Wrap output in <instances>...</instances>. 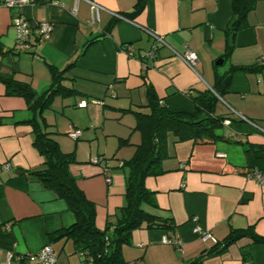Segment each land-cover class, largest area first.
Here are the masks:
<instances>
[{"label":"crops","instance_id":"0c3cea01","mask_svg":"<svg viewBox=\"0 0 264 264\" xmlns=\"http://www.w3.org/2000/svg\"><path fill=\"white\" fill-rule=\"evenodd\" d=\"M92 1L104 7L93 25L87 22L91 12L86 0H34L23 6L33 25L44 21L52 26L40 43L33 27L30 48L24 52L14 48L12 17L17 10L0 6V77L28 83L40 94L51 85L55 71H62L60 85L68 92L57 94L37 119L62 150L57 132L82 131L74 140L69 172L95 203L96 227L116 224L126 204V158L120 152L131 153L140 142L131 138L135 113L148 112V87L162 104L192 110L191 96L221 81L224 89L214 115L230 123L215 130L220 138L199 144L169 134L162 172L145 179L157 205L151 211L170 218L174 230L135 229L122 254L127 264H186L201 255L204 264H264V242L244 235L219 250L194 231L198 225L219 242L231 230L250 226L264 236V182L251 177L253 172L264 177V67L233 70L264 63V0H257L248 14V25L236 34L227 58L222 55L232 0ZM139 1L142 10L126 17ZM153 33L169 46L155 41ZM125 44L132 45L131 55L122 50ZM154 46V59L145 57ZM186 47L197 54L195 69L175 53ZM81 102L86 106H79ZM32 116L26 99L10 93L0 80V264L7 251L34 253L46 244L54 248L55 264H81L83 257L72 240L49 238L69 227L74 214L28 174L43 160L33 145ZM101 155L103 161H91ZM173 235L181 240V249L162 241Z\"/></svg>","mask_w":264,"mask_h":264},{"label":"trees","instance_id":"16d2710c","mask_svg":"<svg viewBox=\"0 0 264 264\" xmlns=\"http://www.w3.org/2000/svg\"><path fill=\"white\" fill-rule=\"evenodd\" d=\"M256 2L257 0L231 1L232 12L225 27L223 58L231 55L236 34L248 25V14L254 10ZM142 8L143 1H139L135 9L125 16L131 18ZM262 67L264 63L235 67L233 70H258ZM61 78L62 71H55L49 88L37 94L28 83L13 82L0 77V80L8 85L10 93L26 99L33 113L28 122L32 126L33 145L43 160L39 168L29 171L28 174L52 190L58 198H62L74 214V222L69 227L49 234V238L65 237L72 240L76 251L90 255L93 264H127L122 247L130 242L133 230L161 228L169 232L175 228L170 218L151 211L156 209L157 205L152 191L145 186L146 177L162 172L161 162L167 156L168 135L172 134L177 141L191 140L199 144L219 139L215 130L222 127L225 118L214 115V112L224 87L221 81H217L213 89L198 91L192 95V110L171 108L162 104L153 88L148 87L145 104L148 112L135 113L134 129L140 133V142L135 145L133 155L122 163L127 166L126 204L120 209L121 217L116 224L99 230L95 224V203L86 197L69 172V165L75 159L74 152H64L51 136L47 125L40 124L37 119L38 116L43 117V110L57 94L68 92L60 85ZM244 235H249L254 242H264V236L256 234L250 226L231 230L223 241L213 243L212 247L223 249ZM249 254L250 252L246 256ZM186 264H204L203 255Z\"/></svg>","mask_w":264,"mask_h":264},{"label":"built area","instance_id":"2783aa9c","mask_svg":"<svg viewBox=\"0 0 264 264\" xmlns=\"http://www.w3.org/2000/svg\"><path fill=\"white\" fill-rule=\"evenodd\" d=\"M90 5V17L88 19V24L93 25L96 22L99 21V15L102 10H104V7L100 5L97 2H94L92 0H86ZM34 0H0V6L7 7V8H13L17 11L12 17V26L15 31V50L18 52H24L27 51L30 48V36L32 32V28L35 27L38 30V43H40L42 40L48 37L50 31H51V24L49 22H36L35 25L32 24L31 21L28 20V18L22 13L21 8L25 5L33 3ZM75 10V9H74ZM117 17L119 15H116ZM121 17V16H119ZM155 41L160 42L161 44L168 45V43L163 39L162 36H159L155 33L152 34ZM132 45L125 44L122 48L124 52L131 55L132 52ZM176 55L180 57L191 69H195V65L197 62V54L194 50L186 47L182 52L175 51ZM156 54V47H151L149 50L146 51L145 57H148L149 59H154ZM93 103H99L102 104L101 100H92ZM86 102H81L79 106H86ZM238 117L241 119L247 120L245 117H242L241 115L237 114ZM230 123L229 118H225L223 120V124L227 125ZM82 131L80 129H71L68 131L69 137L76 140L79 139L81 136ZM221 156L223 154H220ZM105 158L102 156H95L91 159L93 163H99L103 161ZM5 167H8V164L4 165ZM251 177L258 180L259 182H264V177H262L259 173L253 172L251 174ZM107 181L110 182V178H107ZM194 231L198 232L200 235V238L204 241H211L212 243H216L218 240L215 239V237L206 230H201V228L196 225L194 227ZM162 241L164 243L172 244L177 249H181L182 242L179 238H177L175 235L163 237ZM78 254L83 257L81 264H93L92 257L90 255H85L82 251H79ZM26 260L28 262H35L40 264H55L56 263V256L54 252V248L51 244H46L43 247H41L37 252L31 253H16L13 251H7L5 254L4 260L1 262V264H17L20 261ZM248 264V263H246Z\"/></svg>","mask_w":264,"mask_h":264},{"label":"rangeland","instance_id":"374dc122","mask_svg":"<svg viewBox=\"0 0 264 264\" xmlns=\"http://www.w3.org/2000/svg\"><path fill=\"white\" fill-rule=\"evenodd\" d=\"M133 133H135V134H134L135 136L131 138V141L134 142L137 138L140 140L141 136H140L139 131L134 129V132H133ZM132 135H133V134H132ZM56 137H58V139H60L61 142L63 143V145H62L63 150H66L65 148H67V149H70L71 152L74 151L75 141H74V139H72L71 137H69L68 134H64L63 132H57V133L55 134V138H56ZM129 142H130V141H129ZM131 148H132V147H131ZM134 149H135V148H132L131 153H127V154H126V152H120V154H124V156H125L124 158H126V160H127V159H129V158L132 156V154H133V152H134ZM74 154H75V152H74ZM101 156L104 157L103 155H101ZM108 160H110V161H115L116 159L111 158V157H108ZM117 161H118V160H117ZM118 162H120V161H118ZM120 163H121V162H120ZM122 163H123V162H122ZM124 169L127 170V166H125Z\"/></svg>","mask_w":264,"mask_h":264},{"label":"water","instance_id":"95a60500","mask_svg":"<svg viewBox=\"0 0 264 264\" xmlns=\"http://www.w3.org/2000/svg\"><path fill=\"white\" fill-rule=\"evenodd\" d=\"M226 80H227V78L224 79V82H223L224 84L226 83Z\"/></svg>","mask_w":264,"mask_h":264}]
</instances>
